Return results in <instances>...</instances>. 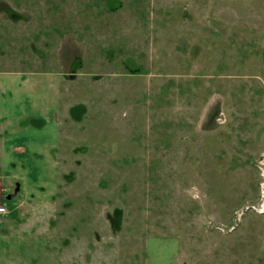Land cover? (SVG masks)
Segmentation results:
<instances>
[{
  "label": "rangeland",
  "instance_id": "1",
  "mask_svg": "<svg viewBox=\"0 0 264 264\" xmlns=\"http://www.w3.org/2000/svg\"><path fill=\"white\" fill-rule=\"evenodd\" d=\"M263 154L264 0H0V264H264Z\"/></svg>",
  "mask_w": 264,
  "mask_h": 264
},
{
  "label": "built area",
  "instance_id": "2",
  "mask_svg": "<svg viewBox=\"0 0 264 264\" xmlns=\"http://www.w3.org/2000/svg\"><path fill=\"white\" fill-rule=\"evenodd\" d=\"M257 165H258V168L261 171V179H262V182H261L260 186L264 188V154L261 155V157L258 159V164ZM263 188H262V193H263V198H264V189ZM1 190H2V185L0 183V193H1ZM257 209L260 212H264V200L261 203V205L257 207ZM7 213H8V208H6V204H4L2 201H0V222H2V220L4 219V216Z\"/></svg>",
  "mask_w": 264,
  "mask_h": 264
},
{
  "label": "trees",
  "instance_id": "3",
  "mask_svg": "<svg viewBox=\"0 0 264 264\" xmlns=\"http://www.w3.org/2000/svg\"><path fill=\"white\" fill-rule=\"evenodd\" d=\"M73 114L75 115V112H73Z\"/></svg>",
  "mask_w": 264,
  "mask_h": 264
}]
</instances>
